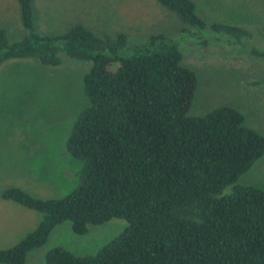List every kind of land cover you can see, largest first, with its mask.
Listing matches in <instances>:
<instances>
[{"label": "trees", "instance_id": "obj_1", "mask_svg": "<svg viewBox=\"0 0 264 264\" xmlns=\"http://www.w3.org/2000/svg\"><path fill=\"white\" fill-rule=\"evenodd\" d=\"M15 1L24 33L11 39L0 27V64L33 58L54 66L61 53L86 60L88 103L65 139L68 154L81 162L76 184L58 198L0 191V198L40 214L33 230L0 249V264H24L59 223L83 234L111 218L126 225L94 253L53 246L44 264H264V189L236 182L264 153V134L229 105L188 114L196 78L181 63L176 41L153 33L133 42L123 32L98 35L78 23L40 34L31 0ZM155 1L187 26L179 29L183 35L196 36L206 25L193 0ZM209 28L235 42L250 37L227 23Z\"/></svg>", "mask_w": 264, "mask_h": 264}, {"label": "rangeland", "instance_id": "obj_2", "mask_svg": "<svg viewBox=\"0 0 264 264\" xmlns=\"http://www.w3.org/2000/svg\"><path fill=\"white\" fill-rule=\"evenodd\" d=\"M33 23L40 34L62 32L81 24L98 35L123 32L127 40H144L153 33L173 38L181 63L195 74L188 114L213 107L237 109L244 124L264 134V0H193L205 27L196 36L183 35L176 16L155 0H31ZM227 23L243 28L248 40L214 32L209 25ZM0 27L11 39L23 35L15 0H0ZM193 30V29H192ZM143 38V39H142ZM86 60L60 54L57 65L33 58L7 59L0 64V191L17 187L35 198H58L77 182L81 162L65 149V139L78 112L88 101L82 76ZM264 189V153L237 180ZM230 191V186L222 194ZM40 214L0 198V249L12 246L35 228ZM122 218L88 225L83 234L68 222L54 226L24 264H44V253L61 246L81 255L94 253L125 227Z\"/></svg>", "mask_w": 264, "mask_h": 264}]
</instances>
